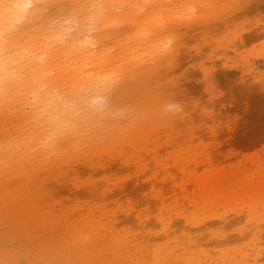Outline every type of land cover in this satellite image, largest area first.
Returning <instances> with one entry per match:
<instances>
[{
  "label": "rangeland",
  "instance_id": "rangeland-1",
  "mask_svg": "<svg viewBox=\"0 0 264 264\" xmlns=\"http://www.w3.org/2000/svg\"><path fill=\"white\" fill-rule=\"evenodd\" d=\"M200 3L195 21L168 19L188 21L185 45L211 48L183 47L170 72L121 90L150 106L152 118L54 163L0 172L8 190L0 212L13 207L0 214V246L9 236L17 245H54L86 231L94 241L81 264H118L137 253L144 258L136 264H233L235 255L238 264H264V0ZM173 76L169 91L189 101L185 122L156 112ZM14 126L0 121V132Z\"/></svg>",
  "mask_w": 264,
  "mask_h": 264
},
{
  "label": "clouds",
  "instance_id": "clouds-1",
  "mask_svg": "<svg viewBox=\"0 0 264 264\" xmlns=\"http://www.w3.org/2000/svg\"><path fill=\"white\" fill-rule=\"evenodd\" d=\"M201 11L200 0H0V121L15 123L0 132V172L54 163L152 118L150 106L126 99L121 90L149 74L170 72L183 47L197 54L211 48L184 43L190 29L184 25ZM172 14L188 21L173 26ZM130 46L143 54L141 61L123 69L91 65L101 52L116 55ZM60 68L73 78L63 79ZM173 77L157 96L156 112L185 122L189 101L169 91L179 79ZM17 240L9 236L0 246V264H81L80 253L94 236L73 232L54 245Z\"/></svg>",
  "mask_w": 264,
  "mask_h": 264
},
{
  "label": "bare ground",
  "instance_id": "bare-ground-1",
  "mask_svg": "<svg viewBox=\"0 0 264 264\" xmlns=\"http://www.w3.org/2000/svg\"><path fill=\"white\" fill-rule=\"evenodd\" d=\"M160 2L162 3V4H167L166 3V1L165 0H160ZM153 20L155 21V22H159L160 21V18L159 17H154L153 18ZM117 47H119V42H117ZM142 56H143V54L142 53H139L138 51H137V47H135V46H130V47H124V48H122L121 49V51L118 53V54H116V55H110L108 52H101V53H99L98 55H96L94 58H91V65L92 66H97V67H99V68H103L105 65H109V66H112V67H114V68H117V69H123L125 66H127L128 64H130V63H133V62H139V61H141L142 60ZM84 63V65L85 66H89V58H86L85 59V61L83 62ZM60 72H61V76H62V78L63 79H65V80H71L73 77L72 76H70V75H68V73L63 69V68H60ZM108 140V139H107ZM114 140V139H113ZM99 143V142H98ZM93 144V143H92ZM96 144V143H95ZM97 146V145H96ZM89 147V146H88ZM87 146H86V149L88 148ZM92 150H93V148L92 147H90ZM95 149V148H94ZM36 165V164H35ZM196 180L200 183V182H202V180H203V178L202 177H196ZM1 183H2V181H0ZM4 185V184H3ZM4 186H6V185H4ZM30 189V188H29ZM10 190V189H9ZM33 190V189H32ZM230 190H232V188L230 187V186H227L226 188H225V191H227V192H229ZM15 192V191H14ZM29 192H31V190H29ZM28 193V192H27ZM18 194V193H17ZM35 194H38V192L36 193V190H35ZM7 195H8V190L5 188V187H3L2 185H0V197H1V199L4 201V199L6 198V200H7ZM10 195H12V194H10ZM19 195V194H18ZM22 195H24V194H22ZM21 195V197H23ZM12 196H14V195H12ZM33 196V195H32ZM37 196H39V195H37ZM24 198V197H23ZM9 200V199H8ZM17 200H19V199H17ZM26 200H28L27 198H26ZM13 201V200H12ZM11 201V202H12ZM15 201V200H14ZM20 202L22 201V200H19ZM19 201H18V205H19ZM35 201V200H34ZM42 201V200H41ZM5 202V201H4ZM7 202V201H6ZM16 202V201H15ZM30 202V201H29ZM17 203V202H16ZM26 203V202H25ZM37 203H39V200L36 202V204ZM24 204V203H23ZM22 204V205H23ZM6 205V204H5ZM3 206L2 208L3 209H5V210H7L6 209V206ZM17 205V204H16ZM8 206H9V204H8ZM7 206V207H8ZM27 205H25V207H26ZM30 207H29V211L28 212H30V210L32 211V210H34L35 211V209H37V207L36 206H38V205H36V206H33V205H29ZM31 206H33V207H35V208H33L32 209V207ZM24 206H23V208H25ZM40 207V206H39ZM39 207H38V209H39ZM10 208H11V206H10ZM9 207H8V210L10 209ZM31 208V209H30ZM13 209V207L11 208V210ZM15 209V208H14ZM38 209H37V211H38ZM40 209H42L43 210V208H42V206H41V208ZM5 210H2V212H0V214L1 213H3V211H5ZM18 210V209H17ZM33 211V214L34 213H36L37 212V214L39 213V216H42V215H45V214H41L40 212H43V211ZM19 211V210H18ZM23 211H24V209H23ZM26 211V210H25ZM10 212V211H9ZM12 212V211H11ZM10 212V213H11ZM21 212V211H20ZM31 215V217H33L32 216V213L30 214ZM38 215H34V217H37ZM38 216V217H39ZM52 216V215H51ZM3 217V216H2ZM44 219H45V217H44ZM49 220V219H48ZM49 222V221H48ZM51 219H50V225H52L51 224ZM54 223H55V221H54ZM25 229H27V228H25ZM25 232H27V230H25ZM16 243H18V241H16ZM20 243V242H19ZM19 245V244H18ZM113 247H114V245H112L111 247H110V249H113ZM124 247V250L126 249V246H123ZM157 254H159V253H157V251H155V256L157 255ZM137 255V256H136ZM136 255H131L130 257H122V260L120 261V262H118V264H136L137 262H136V260L137 261H140V262H142L143 261V258H144V254H141L142 255V257H141V255L140 254H136ZM157 256H159V255H157ZM228 256H232L231 254H229L228 252H225V257L227 258ZM237 256L238 255H235V256H233L232 257V261H233V264H238V263H240V262H238L237 263ZM161 257V256H160ZM223 258V257H222ZM188 259V258H187ZM189 259H193V256H191V258H189ZM189 259H188V261H189ZM200 259V258H199ZM198 260V259H197ZM223 261V260H222ZM136 262V263H135ZM162 262V261H161ZM224 263V262H223ZM232 263V262H231Z\"/></svg>",
  "mask_w": 264,
  "mask_h": 264
}]
</instances>
